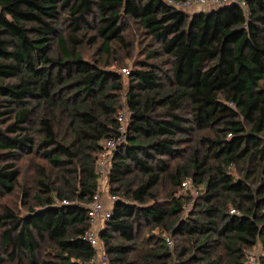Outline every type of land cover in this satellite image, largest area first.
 I'll return each instance as SVG.
<instances>
[{
  "label": "trees",
  "instance_id": "obj_1",
  "mask_svg": "<svg viewBox=\"0 0 264 264\" xmlns=\"http://www.w3.org/2000/svg\"><path fill=\"white\" fill-rule=\"evenodd\" d=\"M244 1L189 14L164 0H0V197L18 187L23 156L44 158L60 179L39 165L35 203L24 193L25 213L0 212V264H91L86 206L124 86L83 48L125 45L128 20L157 60L128 74L127 140L107 178L117 200L99 234L109 264H220L222 252L245 264L264 245V0ZM187 178L203 189L194 202L178 194ZM144 222L159 231L140 239ZM166 236L187 245L175 241L174 256Z\"/></svg>",
  "mask_w": 264,
  "mask_h": 264
},
{
  "label": "rangeland",
  "instance_id": "obj_2",
  "mask_svg": "<svg viewBox=\"0 0 264 264\" xmlns=\"http://www.w3.org/2000/svg\"><path fill=\"white\" fill-rule=\"evenodd\" d=\"M208 11L207 9L202 10L200 8L193 10L189 12V14L199 13ZM66 14L62 13V18L65 17ZM126 24L128 25V29L125 32V41L126 44L122 45L117 42H114L111 44L110 47V53L103 54V52L100 49L101 43H98L93 46L85 45L83 48V51L85 53V56L92 61L95 60H101L105 63V60H108L110 62L111 69L117 71L118 73H121L122 75V82L124 89L119 92V111L128 109L125 95L129 84V78L128 74H124L122 72L123 67H127L129 70L134 67L136 63H139V61L147 60L149 61H156L157 59L149 58L148 55L151 53V51L155 48H157V45L151 40L148 34H145L143 32V29L134 21L128 20L126 21ZM69 21L64 20L62 23V29L68 30ZM104 66V65H103ZM166 80H164L165 82ZM128 128V123H127ZM57 129L59 130L60 137H71L72 132L70 129L67 128V122L63 121ZM196 135L194 134L192 137V141L187 145L192 146L196 144ZM190 149V148H189ZM188 152V151H187ZM21 175L18 187L12 194L3 195L0 197V212L5 210V207H9L11 209H14L20 214H23L26 212L27 207L25 205V201H27L28 198L24 196V193H27L29 195V202L31 204L35 203L34 195L38 192L37 185H36V179L38 176L36 173V168L40 166H44L47 170V173L51 176V180L59 184L60 179L57 177L56 171L51 169V166L48 164V162L37 155L35 156H23L19 162H18ZM237 176V175H235ZM191 179V178H190ZM192 180V179H191ZM101 184V183H100ZM101 195L104 200H108L109 196H111L109 192V184H101ZM168 189L167 185L164 186L161 189V194L164 195L166 190ZM25 190V191H24ZM203 192V189L201 186L197 187L193 183V180L191 182V185L189 188L183 189L181 188L178 191L179 195H189L192 197L191 201L194 202L198 196H200ZM188 203L186 205L187 211L191 209L193 206V203ZM186 211V212H187ZM139 230V236L140 239L143 238L145 235L148 234V231H155L158 232L159 230H155L150 225H147L145 222L142 224ZM177 247L179 248L180 245H187V241L184 237L178 236L177 239L175 238ZM174 241V243H175ZM193 250V249H192ZM190 250V253L191 251ZM49 250H44L43 254H41L40 258H44ZM174 256L175 252L173 250ZM196 255H199V252L196 253ZM190 256V254L188 255ZM221 256V262L220 264H227V258L225 254L222 252L220 254ZM188 257L182 259L183 261L187 260ZM177 261V260H176ZM177 263V262H176ZM24 264H30L27 261L24 262ZM195 264V263H192Z\"/></svg>",
  "mask_w": 264,
  "mask_h": 264
},
{
  "label": "built area",
  "instance_id": "obj_3",
  "mask_svg": "<svg viewBox=\"0 0 264 264\" xmlns=\"http://www.w3.org/2000/svg\"><path fill=\"white\" fill-rule=\"evenodd\" d=\"M167 4L189 13L198 8L203 9L209 7L211 9L220 8L228 4H238L245 8L244 0H164ZM124 74H129L128 68H122ZM131 118L129 109L119 111L117 121V133L115 136L110 137L103 141L101 151L96 159V172L99 175V181L101 184L107 183L108 174L110 172L112 160L116 149L127 140V123ZM192 180L190 178L185 179L182 182V188H189ZM101 184L99 190L93 196L91 202L87 204L90 226L82 235V239L88 243V245L94 249L95 255L91 260V264H109L108 255L102 246L99 238L100 231L104 228L105 223L111 218L113 204L117 200L116 196H109L108 200H104L101 195ZM69 202L67 200L57 201L58 205H66ZM232 213H237L235 209H232ZM165 242L170 251L175 248L174 240L170 236L165 237ZM264 257V245L258 242L254 247L248 249L245 254V264H260L261 259ZM179 264V263H176Z\"/></svg>",
  "mask_w": 264,
  "mask_h": 264
},
{
  "label": "crops",
  "instance_id": "obj_4",
  "mask_svg": "<svg viewBox=\"0 0 264 264\" xmlns=\"http://www.w3.org/2000/svg\"><path fill=\"white\" fill-rule=\"evenodd\" d=\"M204 9H205V10L207 9L208 11H209V10H212V9L209 8V7H205V8H203L202 10H204Z\"/></svg>",
  "mask_w": 264,
  "mask_h": 264
}]
</instances>
